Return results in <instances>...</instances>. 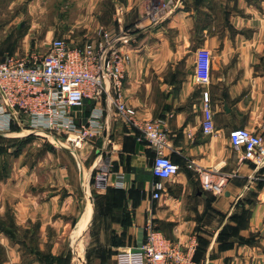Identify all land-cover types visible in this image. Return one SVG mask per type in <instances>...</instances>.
I'll use <instances>...</instances> for the list:
<instances>
[{"label": "crops", "instance_id": "crops-1", "mask_svg": "<svg viewBox=\"0 0 264 264\" xmlns=\"http://www.w3.org/2000/svg\"><path fill=\"white\" fill-rule=\"evenodd\" d=\"M144 1L80 2L93 15L87 41L99 37L100 29L125 36L130 60L123 96L135 109L136 123L114 103L88 99L71 111L79 125L99 115L85 146L74 151L59 142V158L44 178L40 172L49 164L24 163L0 185L10 187L7 193L17 201L12 206L18 224L39 220L46 241L47 230L57 234L50 249L56 254L59 246V258L70 259L68 264H118V252L144 240L149 220L184 245L197 238L200 264H264V167L244 160L229 136L232 129L247 128L264 137V0H149L147 17L141 14ZM13 24L2 23L1 60L25 50V37L21 48L8 33ZM204 52L212 66L208 81L201 82L197 60ZM205 99L215 124L211 135L202 128ZM29 121L18 114L0 137L32 135L49 146ZM148 121H160L166 154L180 166L163 180L160 199L153 198L159 180L152 171L155 147L141 128ZM100 164L110 171V186L96 193L91 181ZM203 168L227 175L222 193L203 188ZM38 182L43 188L35 190ZM14 262L20 264L19 257Z\"/></svg>", "mask_w": 264, "mask_h": 264}, {"label": "built area", "instance_id": "built-area-1", "mask_svg": "<svg viewBox=\"0 0 264 264\" xmlns=\"http://www.w3.org/2000/svg\"><path fill=\"white\" fill-rule=\"evenodd\" d=\"M148 8V7H147ZM146 14H150L149 8ZM130 60L125 36H112L100 29L99 37L84 45L72 44L65 38L51 41L42 58L28 60L19 56H7L0 60V134L10 131L16 116L23 113L35 131L46 135L55 144L62 143L72 150L85 146L93 135L92 126L100 122L99 115L81 125L72 118V109H81L88 99L114 103L117 109L134 120L135 109L123 96L126 65ZM212 59L207 52L200 55L197 67L202 76L209 79ZM203 132H215L210 101L203 102ZM147 140L155 147L156 156L152 171L159 179L154 184L153 198L160 199L164 190L163 180L175 176L180 166L167 154V138L160 121H148L141 126ZM59 134L63 139L59 141ZM230 141L243 153L244 160L264 167V137L247 128L230 131ZM205 190L222 193L228 177L206 168L199 170ZM94 192H105L110 186V171L100 164L92 176ZM92 196V195H91ZM198 239L192 237L188 244L166 237L149 220L145 225L144 240L137 246L117 253L118 264H200L195 259Z\"/></svg>", "mask_w": 264, "mask_h": 264}, {"label": "rangeland", "instance_id": "rangeland-1", "mask_svg": "<svg viewBox=\"0 0 264 264\" xmlns=\"http://www.w3.org/2000/svg\"><path fill=\"white\" fill-rule=\"evenodd\" d=\"M81 1L0 0V38L3 39L5 35L2 23L13 20L14 24L8 33H11L12 38L18 40L21 48L24 47V37L26 41L25 50L23 48L19 54L9 55L28 60L42 58L48 52L51 41L59 37L65 38L75 45H84L93 30L94 21L92 11L85 6V3H80ZM148 2L149 0L143 2L142 12L140 11L145 17H147L146 12L149 8H147ZM8 3L12 4L11 8L6 6ZM111 12L113 15L116 14L115 10ZM99 13L101 21H103V10H99ZM24 139L0 138L1 180L13 178L15 172H19L17 167L21 168L24 163L36 164L40 161L49 164L47 168L50 169L40 172L42 175L40 179H42L44 178L43 174L51 172L52 166L50 165L55 164L56 158H59V145H55L56 143L49 142V146H47V141L44 142L42 139L33 141L34 139L31 138L32 143L28 145L29 139L26 138L27 141ZM44 139L47 140V138ZM39 183L35 185V190L43 188V185ZM8 191H11L10 187L0 185V264H9V262L15 264L16 262L12 263V260L17 257H19L20 264L33 260L42 264H59V246L55 250L56 254L50 249L54 245L52 243L54 236L56 237L55 241H59L58 235H55L50 229L47 230V242L41 236L39 220L29 219L25 224H18L12 206L17 201L8 195ZM9 246H12V250L15 252H12L11 248H8ZM88 262L89 260H87V264ZM111 264L113 263L111 262Z\"/></svg>", "mask_w": 264, "mask_h": 264}, {"label": "trees", "instance_id": "trees-1", "mask_svg": "<svg viewBox=\"0 0 264 264\" xmlns=\"http://www.w3.org/2000/svg\"><path fill=\"white\" fill-rule=\"evenodd\" d=\"M0 138H5V137H0ZM26 138H28L29 140L27 141L26 140ZM25 139L24 138H22L21 140H23L24 139V141H27V142H30L31 140V138H33V136L32 135H29V137H26ZM14 140V139H13ZM17 140H20V139H17ZM197 251H198V248H197ZM197 251H196V253H197ZM195 259H196V255H195ZM68 260H70V259H68V258H66V259H60L59 258V263L60 264H68ZM57 263V262H56Z\"/></svg>", "mask_w": 264, "mask_h": 264}]
</instances>
